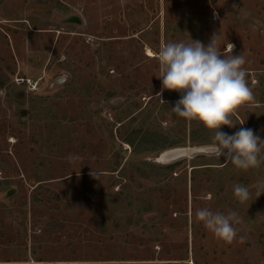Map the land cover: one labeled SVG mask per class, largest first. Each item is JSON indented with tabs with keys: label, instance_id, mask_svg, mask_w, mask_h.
<instances>
[{
	"label": "rangeland",
	"instance_id": "obj_1",
	"mask_svg": "<svg viewBox=\"0 0 264 264\" xmlns=\"http://www.w3.org/2000/svg\"><path fill=\"white\" fill-rule=\"evenodd\" d=\"M214 34L254 97L221 130L264 139V0H0V264H264V162L160 160L213 134L156 95L155 55ZM200 208L236 212L237 239Z\"/></svg>",
	"mask_w": 264,
	"mask_h": 264
},
{
	"label": "clouds",
	"instance_id": "obj_2",
	"mask_svg": "<svg viewBox=\"0 0 264 264\" xmlns=\"http://www.w3.org/2000/svg\"><path fill=\"white\" fill-rule=\"evenodd\" d=\"M234 48V44L227 43L222 51L218 34L211 37L207 46L192 39L189 43L161 45L155 59L159 72L156 77L161 80L162 88L156 95L160 98L164 90L180 93L171 110L187 121L202 124L213 134L212 142L203 146V154L223 157L225 162L247 171L259 168L264 162V139L251 128L241 127L232 135L221 130L224 126L235 127L231 117L254 98L246 79V59L242 53L234 55ZM233 194L240 202L251 196L249 188L241 184L233 186ZM261 194H264V182L257 188V197ZM195 216L217 239L227 244L237 239L236 225L242 221L236 212L225 214L200 208ZM239 239L242 242L244 238Z\"/></svg>",
	"mask_w": 264,
	"mask_h": 264
},
{
	"label": "water",
	"instance_id": "obj_3",
	"mask_svg": "<svg viewBox=\"0 0 264 264\" xmlns=\"http://www.w3.org/2000/svg\"><path fill=\"white\" fill-rule=\"evenodd\" d=\"M63 81V80H62ZM204 148H178L165 152L161 155L160 160L162 162H174L178 159L192 157L194 155L203 154ZM14 191H9L8 196H11Z\"/></svg>",
	"mask_w": 264,
	"mask_h": 264
},
{
	"label": "bare ground",
	"instance_id": "obj_4",
	"mask_svg": "<svg viewBox=\"0 0 264 264\" xmlns=\"http://www.w3.org/2000/svg\"><path fill=\"white\" fill-rule=\"evenodd\" d=\"M148 55H149V56H153V55L151 54V52H148Z\"/></svg>",
	"mask_w": 264,
	"mask_h": 264
},
{
	"label": "trees",
	"instance_id": "obj_5",
	"mask_svg": "<svg viewBox=\"0 0 264 264\" xmlns=\"http://www.w3.org/2000/svg\"><path fill=\"white\" fill-rule=\"evenodd\" d=\"M176 144H172V145H170V147H173V146H175Z\"/></svg>",
	"mask_w": 264,
	"mask_h": 264
}]
</instances>
